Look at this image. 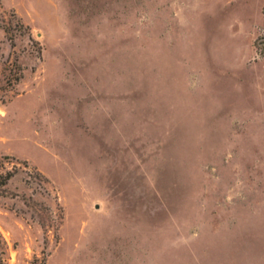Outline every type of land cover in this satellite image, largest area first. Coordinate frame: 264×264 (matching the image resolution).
Here are the masks:
<instances>
[{
    "label": "rangeland",
    "instance_id": "rangeland-1",
    "mask_svg": "<svg viewBox=\"0 0 264 264\" xmlns=\"http://www.w3.org/2000/svg\"><path fill=\"white\" fill-rule=\"evenodd\" d=\"M264 0H0V264H264Z\"/></svg>",
    "mask_w": 264,
    "mask_h": 264
},
{
    "label": "trees",
    "instance_id": "trees-1",
    "mask_svg": "<svg viewBox=\"0 0 264 264\" xmlns=\"http://www.w3.org/2000/svg\"><path fill=\"white\" fill-rule=\"evenodd\" d=\"M262 43H263V45H264V37H263Z\"/></svg>",
    "mask_w": 264,
    "mask_h": 264
}]
</instances>
